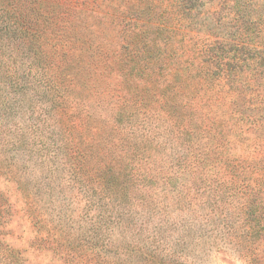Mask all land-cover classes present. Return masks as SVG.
<instances>
[{
    "label": "rangeland",
    "instance_id": "1",
    "mask_svg": "<svg viewBox=\"0 0 264 264\" xmlns=\"http://www.w3.org/2000/svg\"><path fill=\"white\" fill-rule=\"evenodd\" d=\"M239 33L249 110L208 107L200 163L168 166L183 149L169 133L144 186L88 188L82 136L122 133L104 123L123 129L133 82L168 78V42L179 54ZM0 264H264V0H0Z\"/></svg>",
    "mask_w": 264,
    "mask_h": 264
},
{
    "label": "trees",
    "instance_id": "2",
    "mask_svg": "<svg viewBox=\"0 0 264 264\" xmlns=\"http://www.w3.org/2000/svg\"><path fill=\"white\" fill-rule=\"evenodd\" d=\"M201 25L202 30L206 28L203 23ZM239 34L233 44L217 40L212 43L208 41L202 44L198 51L181 46L179 54L173 49L171 41L168 42L163 68L168 71V78L164 77L161 83L149 80H144L142 84L133 82L132 103L129 104L130 101L125 98L120 108H114L115 115L126 117V121H122L124 130L118 125L119 121H107L106 124L103 122L108 130L114 132L119 129L122 133L107 134L103 129L90 127L89 132L82 136V140L89 144L85 145L87 151L84 158L77 161L83 170V182L88 188L94 184L99 186L100 191L114 187V193L126 196L129 192L128 183L144 186L143 182L155 177L150 175L149 166L155 165L156 162L165 165V158H170L161 154L166 145V141L163 142L162 139L166 140L169 133L176 137L173 146L183 149L172 156L173 163L168 166L185 168L200 163V156L203 155L199 151L203 145L202 140L206 138L205 145H211L212 130L216 127L214 121H208V107L215 102L221 105L234 103L235 107H231V110L239 117H244V112L249 110L242 90L248 85L243 73L246 59L236 53L243 50L235 48L244 47V33ZM171 37L173 36L170 35L169 40ZM187 52H193V55L187 56ZM198 57L204 58L203 63H196ZM240 62L243 65H240ZM53 82L66 93L61 79L56 78ZM126 107L132 108L133 111ZM138 110L143 115L140 120L128 121L138 118ZM148 115L162 118L164 121H156L152 127H147L145 120ZM79 122L81 125L88 123ZM54 123L60 131L73 127L71 121ZM69 135L75 134L71 132ZM71 141L72 139L67 141L70 147L73 144ZM67 143L62 142L58 150H66ZM75 145L79 147L78 143ZM76 146L71 147L76 151L73 152L74 159L82 155ZM207 162L212 163L210 159H207ZM73 169L77 170L76 167ZM160 178L163 179L161 176ZM133 190L131 194L138 192L135 188Z\"/></svg>",
    "mask_w": 264,
    "mask_h": 264
}]
</instances>
